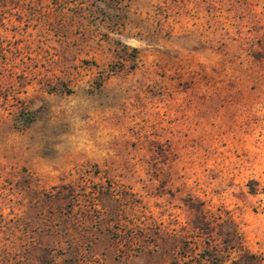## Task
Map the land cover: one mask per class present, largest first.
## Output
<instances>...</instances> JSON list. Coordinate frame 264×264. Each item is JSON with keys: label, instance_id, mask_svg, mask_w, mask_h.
<instances>
[{"label": "rangeland", "instance_id": "obj_1", "mask_svg": "<svg viewBox=\"0 0 264 264\" xmlns=\"http://www.w3.org/2000/svg\"><path fill=\"white\" fill-rule=\"evenodd\" d=\"M262 187L264 0H0V264H264Z\"/></svg>", "mask_w": 264, "mask_h": 264}, {"label": "trees", "instance_id": "obj_2", "mask_svg": "<svg viewBox=\"0 0 264 264\" xmlns=\"http://www.w3.org/2000/svg\"><path fill=\"white\" fill-rule=\"evenodd\" d=\"M250 192L256 193L258 189L254 187V183H250L249 185ZM261 192L264 194V187H262Z\"/></svg>", "mask_w": 264, "mask_h": 264}]
</instances>
